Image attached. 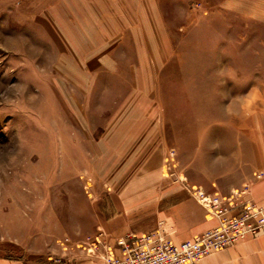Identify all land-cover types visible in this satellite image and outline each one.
<instances>
[{"label": "rangeland", "instance_id": "374dc122", "mask_svg": "<svg viewBox=\"0 0 264 264\" xmlns=\"http://www.w3.org/2000/svg\"><path fill=\"white\" fill-rule=\"evenodd\" d=\"M263 138L264 0H0V257L85 254Z\"/></svg>", "mask_w": 264, "mask_h": 264}, {"label": "built area", "instance_id": "2783aa9c", "mask_svg": "<svg viewBox=\"0 0 264 264\" xmlns=\"http://www.w3.org/2000/svg\"><path fill=\"white\" fill-rule=\"evenodd\" d=\"M245 189L228 195L194 189L196 200L216 219V224L192 239L173 242L161 225L151 231L113 238L100 230L84 251L106 264H194L212 252L264 232V207L248 197Z\"/></svg>", "mask_w": 264, "mask_h": 264}, {"label": "crops", "instance_id": "0c3cea01", "mask_svg": "<svg viewBox=\"0 0 264 264\" xmlns=\"http://www.w3.org/2000/svg\"><path fill=\"white\" fill-rule=\"evenodd\" d=\"M261 162L252 170L245 169L237 174L236 178L220 190L211 193L221 195L231 194L246 187L247 196L258 205L264 207V138L260 143ZM170 183L160 182L156 197L153 200H142L135 212L129 218L125 214L118 220L117 228L110 229V236L118 237L126 233H142L162 226L169 239L181 242L192 239L195 235L213 227L216 219L196 200L193 190L184 185L167 189ZM193 189H195L193 187ZM209 190V189H207ZM145 203V204H144ZM137 206V205H136ZM142 209H145L143 211ZM0 264H31L24 259L0 257ZM45 264H106L101 258L88 254H76L63 261H47ZM194 264H264V232L253 237L240 240L235 245L226 249L213 252Z\"/></svg>", "mask_w": 264, "mask_h": 264}, {"label": "bare ground", "instance_id": "6f19581e", "mask_svg": "<svg viewBox=\"0 0 264 264\" xmlns=\"http://www.w3.org/2000/svg\"><path fill=\"white\" fill-rule=\"evenodd\" d=\"M213 253V252H212ZM211 254V253H210Z\"/></svg>", "mask_w": 264, "mask_h": 264}]
</instances>
